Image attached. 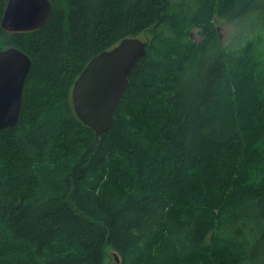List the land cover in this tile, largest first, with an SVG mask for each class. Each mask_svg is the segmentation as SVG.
Here are the masks:
<instances>
[{"label":"trees","instance_id":"1","mask_svg":"<svg viewBox=\"0 0 264 264\" xmlns=\"http://www.w3.org/2000/svg\"><path fill=\"white\" fill-rule=\"evenodd\" d=\"M17 125L0 131V264H264V0H49ZM198 30V42L193 31ZM147 55L99 140L72 89L126 38ZM238 35L236 36L237 39Z\"/></svg>","mask_w":264,"mask_h":264},{"label":"water","instance_id":"2","mask_svg":"<svg viewBox=\"0 0 264 264\" xmlns=\"http://www.w3.org/2000/svg\"><path fill=\"white\" fill-rule=\"evenodd\" d=\"M52 12L49 0H8L1 26L9 34L33 33L50 20ZM147 44L140 38L122 40L93 58L76 80L71 94L75 113L97 140L112 127L129 77L147 55ZM31 66L30 57L19 49L0 50V131L19 121ZM115 259L119 261L118 255Z\"/></svg>","mask_w":264,"mask_h":264},{"label":"rangeland","instance_id":"3","mask_svg":"<svg viewBox=\"0 0 264 264\" xmlns=\"http://www.w3.org/2000/svg\"><path fill=\"white\" fill-rule=\"evenodd\" d=\"M174 2L177 3L178 0H175ZM213 23L217 27V29L218 28L220 29V32L218 31V33L220 34L222 45L224 47H228L229 49H235L237 44H243L250 39L256 40L257 36L264 34V32L261 31L262 30L261 28H257L253 32L248 31L247 29L246 34L242 35V37L246 35L247 38L242 39L239 38V35L245 30L239 28L235 22L231 23L227 20L219 19L216 17ZM193 32H194L193 37L195 41L196 42L200 41L202 37L199 35L198 30H194ZM237 35L238 37L236 39ZM140 39L144 40L145 36H141ZM263 48H264V43H263ZM105 251H106V262L111 264H117V261L115 259V256L117 254H115V252L110 247H107Z\"/></svg>","mask_w":264,"mask_h":264}]
</instances>
